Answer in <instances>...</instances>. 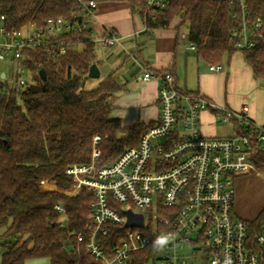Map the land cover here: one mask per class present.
<instances>
[{"label": "built area", "instance_id": "built-area-1", "mask_svg": "<svg viewBox=\"0 0 264 264\" xmlns=\"http://www.w3.org/2000/svg\"><path fill=\"white\" fill-rule=\"evenodd\" d=\"M167 4L168 0H147L146 9L159 11ZM98 7V0H76L71 19L51 18L43 28L31 25L9 31L1 16L0 63L15 66L14 87L29 83L26 73L30 71L24 64L27 51L42 48L51 57L71 51V44L61 40L64 35L89 31L91 42L102 49L123 47L124 38L108 27L93 39ZM239 7L233 18L241 20V29L233 37L238 49H250L263 37V22L250 23L247 0H239ZM142 21L147 28L146 17ZM188 49L196 50V46L189 41ZM209 70L220 72L223 66L210 65ZM151 79L159 82L160 114L139 144L98 169L97 136L92 163L65 171L76 180L77 189L86 188L94 195L88 233H75L77 241L98 264H130L133 253L150 247L153 264H225L226 258L231 264H264V218L244 220L235 207L236 179L262 173L255 158L264 152V125L254 120L249 105L233 110L201 94L181 91L171 72L154 74L146 69L143 80ZM206 111L218 123L233 126L238 135H203L201 116ZM56 210L62 217L59 227L67 229L64 207L57 205ZM126 210L142 214L144 227L126 228ZM114 226H121L125 233L111 247L106 239ZM167 232L176 233L175 240L157 250L154 239Z\"/></svg>", "mask_w": 264, "mask_h": 264}, {"label": "trees", "instance_id": "trees-1", "mask_svg": "<svg viewBox=\"0 0 264 264\" xmlns=\"http://www.w3.org/2000/svg\"><path fill=\"white\" fill-rule=\"evenodd\" d=\"M134 15L144 19L148 30L166 29L175 18L182 21L189 41L209 65L222 64L226 57L243 54L256 80L264 81V0H247L248 19L263 22L262 39L250 49L240 50L233 37L241 20L233 18L239 0H168L167 7L148 11L147 0H128ZM76 0H0V17L6 27L21 30L34 25L45 27L51 18L71 19ZM68 44L82 43V52L69 51L51 57L47 51L26 52L33 82L16 88L13 79L2 78L0 69V246L5 251L1 264H26L49 259L50 264H98L77 241L91 214L93 193L77 192L75 179L65 175L68 167L90 165L93 142L100 137L97 168L110 165L128 148L137 146L146 127L140 124L121 136L122 124L112 118L120 87L112 77L89 88V71L96 63L91 33L61 37ZM41 69L46 73L44 81ZM255 163L264 166V152ZM64 207L68 228L59 227L62 217L56 206ZM264 218V210L256 219ZM107 242L116 246L125 233L121 226L110 227ZM147 248L131 256L130 264L152 262Z\"/></svg>", "mask_w": 264, "mask_h": 264}, {"label": "crops", "instance_id": "crops-1", "mask_svg": "<svg viewBox=\"0 0 264 264\" xmlns=\"http://www.w3.org/2000/svg\"><path fill=\"white\" fill-rule=\"evenodd\" d=\"M98 3L97 21L91 29L93 39L101 34L104 27H108L124 38V46L102 49L93 43L101 77L95 81L90 79L88 86L93 89L102 80L112 77L120 87L114 101L112 118L121 121V136H126L128 129L136 124L147 128L159 119V82L156 79L144 81L143 76L146 69L154 74L171 72L181 91L201 94L207 99L225 104L233 110H239L243 105H249L254 120L258 124L264 125V115L259 113L255 101L258 93L254 75L242 53L237 52L228 58L227 67L222 63V71L211 72L210 65L199 56L198 52L188 49L189 36L182 28V21L179 18H175L166 29L148 30L140 16L132 13L128 0H98ZM183 35H186L187 38H183ZM80 44L84 46L82 50L84 51L85 45ZM74 45H70L71 51L74 50L72 48ZM75 52L77 51L75 50ZM238 54L241 56L237 57ZM232 73L235 76L234 80H238L237 75L242 76L240 83L243 82L247 88H253L256 92L254 93L255 97H251L250 104L236 98L232 92L228 93L229 88L231 89L235 82L232 81ZM217 124L221 123L215 120L211 112H203L201 116L203 135L207 137H235L238 135L237 129L231 126L232 135L216 136L214 127ZM246 177L248 176L238 177L235 184L238 180ZM236 196L237 191L235 190V207L238 216L240 218L247 217L249 213L241 212L237 206Z\"/></svg>", "mask_w": 264, "mask_h": 264}, {"label": "rangeland", "instance_id": "rangeland-1", "mask_svg": "<svg viewBox=\"0 0 264 264\" xmlns=\"http://www.w3.org/2000/svg\"><path fill=\"white\" fill-rule=\"evenodd\" d=\"M72 48L74 49L73 51L76 50L77 52H81L84 49V46L81 45L80 43H75V45L72 46ZM238 56L241 55L238 54L237 57ZM227 63H228V57L224 59L223 65L227 67ZM0 69L3 71V73L7 74L8 79L10 80L13 79L12 77L15 71V66L13 64L1 62ZM26 77L27 79H29L30 82L34 81L32 74L26 73ZM231 77H232V81L235 82L231 86V89L229 88L228 93L231 94L232 92V94L236 95V98L242 100L244 103L250 104L251 97H255L254 93L257 92L258 95L257 98L255 99L257 103V109L259 110V113L264 115V81L256 80L254 78L256 84V92H254L253 88L250 87L247 88V86H245L243 82L242 84L240 83V81L242 80V76L237 75L236 77L238 78V80H234L235 76L232 73ZM214 132L216 136H228V135L230 136L233 134V129L229 124H217L214 127ZM261 172L262 173L260 175H256V174L244 175L248 177L238 180L237 183L235 184V190L237 191V196H236L237 206L240 208L241 212L249 213L247 217L241 216L243 219L248 221L255 220L264 209V166L261 168ZM76 190L77 192L81 191V189L79 190L77 189V187ZM3 230L4 229H0V235L3 234ZM4 251L5 249L2 246H0V264L2 263ZM26 264H50V261L49 259L43 258V259H35L28 261ZM147 264H153V263L150 261Z\"/></svg>", "mask_w": 264, "mask_h": 264}, {"label": "water", "instance_id": "water-1", "mask_svg": "<svg viewBox=\"0 0 264 264\" xmlns=\"http://www.w3.org/2000/svg\"><path fill=\"white\" fill-rule=\"evenodd\" d=\"M41 78L46 80V73L44 69L40 71ZM6 74H2V78L5 79ZM89 79L98 80L101 77L100 69L97 64H93L90 68ZM124 214L127 216L126 228H143L144 227V216L142 214H135L132 210H126Z\"/></svg>", "mask_w": 264, "mask_h": 264}, {"label": "clouds", "instance_id": "clouds-1", "mask_svg": "<svg viewBox=\"0 0 264 264\" xmlns=\"http://www.w3.org/2000/svg\"><path fill=\"white\" fill-rule=\"evenodd\" d=\"M175 238L176 233L174 232H167L166 234L157 236L153 241V247H155L157 250H162L163 248L167 247L171 241L175 240ZM225 264H231V260L226 258Z\"/></svg>", "mask_w": 264, "mask_h": 264}]
</instances>
